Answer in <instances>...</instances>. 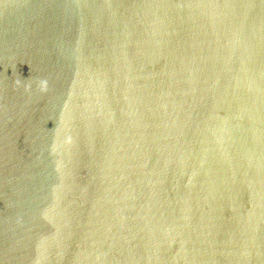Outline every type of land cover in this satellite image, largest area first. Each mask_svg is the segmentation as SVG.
Here are the masks:
<instances>
[{"label": "water", "instance_id": "obj_1", "mask_svg": "<svg viewBox=\"0 0 264 264\" xmlns=\"http://www.w3.org/2000/svg\"><path fill=\"white\" fill-rule=\"evenodd\" d=\"M0 264H264V0H0Z\"/></svg>", "mask_w": 264, "mask_h": 264}]
</instances>
